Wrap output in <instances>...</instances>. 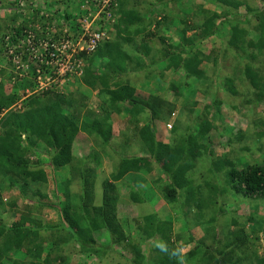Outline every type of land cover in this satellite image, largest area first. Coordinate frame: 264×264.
<instances>
[{"label":"trees","instance_id":"trees-1","mask_svg":"<svg viewBox=\"0 0 264 264\" xmlns=\"http://www.w3.org/2000/svg\"><path fill=\"white\" fill-rule=\"evenodd\" d=\"M133 1L112 0L109 3L105 11L113 13L114 17L111 19H114V23L111 26L115 30L114 38L99 43L96 51L91 54L83 53L86 67L81 84L94 90L98 89L100 98L107 97V100L101 104L102 118L92 114L80 118V113L75 109L84 108L86 105L78 107L73 101L72 92L61 95L55 91L33 94L23 101L22 109L9 110L20 99V95L17 91L7 92L15 85L5 84L3 77L6 76L7 70L0 69V264H54L61 260L65 262V257L61 256L60 252L65 249L69 239L75 240L81 252L86 254L95 251L99 256H103L105 252L114 251L122 258L123 249H129L133 257L136 256L133 258V264L149 262L150 264H242L244 261L238 255L242 247L247 244L249 236L245 228L238 225L234 219H231V223L241 227H237L233 232L237 241L232 240V237H225L224 246L216 249L206 246L203 240H200L197 243L199 247L194 248L196 250L189 252L186 258H181L182 248L172 247L171 243L173 223L176 221L171 210L177 211L178 216L183 217L184 214L186 218L191 217L188 218V225H185L184 229L188 230L191 223L195 226L216 224L220 218L218 214L221 213L222 216L225 214L224 204L219 203V197L223 198L227 191H231L235 197L241 195L245 199L264 200V163L260 161H254V164L246 163L244 168L238 170L233 160L221 158L210 163L209 178L199 183L188 174L196 168L197 160L202 154H205L204 150L207 148L202 140L207 137L215 124L207 119V115L204 122L198 123L195 128L185 124L187 132L178 144L174 145L173 142L166 140L169 137L168 132L173 135L178 131L180 121L175 122L176 111L179 100L183 98L182 89L186 79L196 82L209 79L201 69L205 60H209L210 56L215 54L218 57L221 55L228 57L227 51L235 53L242 60L248 58L257 61L264 57V8L252 7L245 0H200L199 8L204 13H206L205 3L222 9V13L208 12L198 27L200 33L192 37H188L191 27L187 25L186 20L180 21L181 25L184 22L181 41L175 45L169 44L170 37L161 35L158 38L165 47L157 52L150 45L155 37L150 29L152 25L143 24L144 20L138 10L137 2L134 1L131 5ZM164 2L165 0H154L152 7ZM27 7L33 15L34 12L36 15L37 11H41L33 4ZM242 7H245L247 12L244 16L238 13ZM2 8L0 6V9ZM4 8L15 9L16 6L9 5ZM69 15L76 16L68 13L64 19L69 21ZM109 21L108 19L105 22V26L111 24ZM29 23L27 19V26ZM225 24L230 27V35L226 43L221 42L224 48L222 47L221 51L213 49L206 56L200 50L201 44L212 37H220ZM156 27L161 28L159 22ZM250 27L256 32V38H250ZM2 29L5 27H0V33L3 32ZM138 37L141 39L135 40ZM214 61L220 62V58L215 60L214 57ZM180 69L185 73L183 80L171 82L165 78L162 82L165 87L159 88V92L166 89L170 91L173 101H170L172 97L165 99L166 94H160L157 90L151 92L148 88H145L146 92L139 94L138 88L129 76L133 72H141L145 79H151L157 74L162 75L172 70L177 72ZM244 70L251 85L250 97L254 98L251 101L257 104L264 103V66L254 68L248 64ZM233 81V78H228L225 84L232 94H238L237 89L232 85ZM21 85L24 86L23 83ZM213 101L217 102V97H213ZM248 102L251 104L250 101ZM196 105L189 103L187 107H183L182 114H186L187 120ZM210 107L211 105L205 106L207 110ZM114 114H124L127 117L124 124L135 129L142 146V155L120 158L111 178L106 177L101 180L102 198L101 203L97 204L96 185L100 179L97 166L102 155L109 153L107 148H110L114 138L112 123ZM172 117H174L172 119L174 125L169 122ZM159 123L165 124L167 131L165 135L157 130ZM167 125H171V128L169 129ZM243 133H237L236 138L239 143L247 140ZM79 134L94 137L96 141L98 138L102 145H96L98 141L94 140V144L85 145L81 157L76 156L74 145ZM257 136L263 138L264 129L258 132ZM243 149L249 150L247 147ZM44 157H47V160ZM45 165L51 168L53 174L63 167H69L72 176L71 179L61 183L53 179L55 188L52 194L57 199L56 205H59L57 208L60 215L59 224L53 226L44 223L38 214L32 212L34 208H42L45 204H49L44 200L52 198L49 189L50 179ZM155 167L160 168L169 181L165 185L155 182V185L159 187V194L165 203L170 205L171 210H162V215L154 211L141 219L119 218L118 213H121L125 203L121 194L124 182L134 175H138L140 180L144 181L143 172L151 173ZM224 169L229 181L227 180L226 183L228 188L223 190L218 188L219 182L212 181L210 176L218 179L220 171ZM6 180L8 184H5ZM76 181L81 186L78 193L72 191V184ZM131 185L133 186L129 192L130 202L135 205L146 204L148 198L141 193L142 189L137 192L133 189L135 184L131 183ZM7 187L17 188L21 197L27 203L34 205L25 206L26 212L11 211L9 215L12 213V220L9 223L4 218V215L10 211L7 206L12 205L13 209L17 204L4 200L2 189ZM154 189L156 188H151V191ZM230 204L229 207H233V202ZM192 208L195 209V215L190 211L193 210ZM205 211L212 218L208 219L210 220L208 222L201 223L200 219L205 216ZM249 221L253 223L250 226L251 232L254 234L261 232L263 222H259L260 219L251 216ZM131 222H136V227H133ZM225 227L226 224L223 230ZM101 231H107L113 240L110 239L108 244H101V248H98L96 243ZM59 234L61 236L57 237ZM186 237H190L189 232L188 236L186 232L177 236L178 240ZM151 239L163 243L154 249L157 254L154 259L148 257L147 253L144 254L142 248ZM119 247L121 250H116ZM13 250L28 257V260L13 258ZM259 264H264V259Z\"/></svg>","mask_w":264,"mask_h":264},{"label":"rangeland","instance_id":"rangeland-1","mask_svg":"<svg viewBox=\"0 0 264 264\" xmlns=\"http://www.w3.org/2000/svg\"><path fill=\"white\" fill-rule=\"evenodd\" d=\"M22 1L28 3L29 5L33 4L40 10H46L45 12H50L51 14L53 13L56 16L51 17V23H55L58 25H61V23L58 22V16H60V14L66 15L68 13H71L76 15L75 17L69 15L70 20L66 21L67 24H72L76 22L78 13L88 14L91 11L90 8L89 10L80 8L82 4L85 5L86 3H88L89 0H0V6H16ZM134 1L137 2L138 10L142 14L144 20L143 24L146 25L149 23L152 25L150 29L151 32L155 34V37L152 39L150 45L153 46V48L157 52L161 51L165 47L164 44H162L160 39L158 38L161 35L165 37H170L169 44L175 45L181 41V30L184 28V22L182 26L180 24V21L182 22L183 20H186L185 22L187 23V25L191 27V30H189L188 33V37H192L195 36V34L200 33L198 27L206 18L208 12L216 11L218 13H222V9H219L218 7L206 3L204 4V9H206V13H204L199 8V5L201 4L200 0H165L164 3L160 4L157 7H152L154 4V0ZM134 1L131 3V5L134 3ZM245 1L250 3L252 7L255 6L256 8H264V0H260L257 2L256 0ZM95 6H93L94 9H96ZM238 13L241 16L246 15V8H240ZM113 17L114 16H109V19ZM27 19L30 21L31 24L37 23L43 25L42 22H47L49 18L41 11H37L36 15L34 12L33 15V12L27 9L25 10V12L16 10H2L0 12V26L5 27V32L11 30V28H13V26H16L17 24H20V26H27ZM113 20L114 19H112L111 21L110 19L111 25L114 23ZM157 20H159L161 28H157V25H154ZM29 25L30 24H28V26ZM111 25H108L109 27L106 26L108 31H111L110 35H108L109 40L114 38L115 33V30ZM61 26L62 28L64 27V25ZM249 32H251L250 38H256V32H254L251 27ZM229 35L230 27L225 24L223 26V29L221 30L220 37H212L211 39L205 41L203 44H201L200 50L206 56H208L211 53L210 51L213 49L215 51H221L222 47L224 48L222 43H226ZM140 39L141 37L135 38V40ZM146 40H148V38H146ZM137 44L139 45L140 43ZM126 48L130 49L129 47ZM227 55L228 57H223V55H221V57H218V55L215 54L212 57L210 56L209 60H205L203 62L201 69L204 71V73L207 75V78L209 79H206L202 82H196L189 78L186 79L184 83V88L182 89L183 98L179 100L178 108L176 111L177 117L175 122L177 120L178 122L180 121L178 131L173 135H170L171 133L168 132L169 137H167L166 140L167 142H173L174 145L178 144V142H180L182 138H184L185 132H187V129L185 130V124L191 125L193 128H195L198 123L201 124L207 117L209 121H212L215 124V127L210 131L209 134L206 135L207 137H204L202 140L203 144H206L205 147L207 148L206 150H204L205 154H202V156L197 160L196 168L191 170L188 174V176H190L191 178H193V180L199 183H203V181L209 176L208 168L210 163H212V161H217L221 158H230L231 160H233L235 167L238 170L244 168V165L246 163L254 164V161H260L264 163V137L259 138L257 136V133L264 129V103L257 104L251 101L252 99L254 100V98L251 99L250 97L251 85L248 77L244 73V69L248 64L252 65L254 68H261V66H264V57L257 61H251L248 58L242 60L238 55L230 51H227ZM214 57L215 60L217 58H220V62H215ZM158 75L159 74H157L156 76L157 79L153 80L154 85L152 87L154 89H157L158 93L166 94L165 99H170L172 97L170 101H173L174 99L170 91L166 89V91L161 90V92H159V88L165 87L162 84L165 78L167 81L177 82L179 80H183L182 78H185V73L182 69H180L177 72H174L172 70L162 75ZM132 77L135 87H141L140 84L144 81L142 77ZM228 78L234 79L232 85L237 89L238 94H232L228 90V87L225 84ZM3 80L6 85H15L12 88H9V86L8 90L5 88L7 92L17 91L20 95V98L26 97L27 95L31 96L33 94H37L31 92L29 94L27 92L29 90L32 91L33 81L31 77H25L21 81H17V83L15 84L12 83V80L9 77L6 78L5 76L3 77ZM158 82H161V84H159ZM21 83H23L24 86H22ZM68 92H72L74 94L72 98H74L73 101H75L78 107H82L83 104L86 105L84 108L75 109L80 113V118L83 117V115L88 116L89 114H92L97 118H102L101 104L107 100V97L102 96V98H100L98 89L94 90L84 84H81L80 79L75 80L72 83L71 89L68 90ZM138 93L143 94L140 88L138 90ZM58 94L61 95V92H59ZM213 97H217L218 101H213ZM248 101H250L251 104ZM189 103L197 105L194 107L193 113L188 116L187 120L185 118L186 114H182V111L184 110L183 107ZM207 105H211L209 110L205 108V106ZM4 113L5 111L2 113V115ZM173 118L174 117H172L169 122L173 123L174 125V120L172 121ZM112 123L114 138L112 140V143L110 144V148H107L109 150V153L102 155L97 166L98 175L100 177L96 185L97 204L101 203L102 198L101 180H104L106 177L111 178V174L115 169L117 163L119 162L120 158L123 156L133 157L141 154L139 149V141L137 138L138 135L136 136V131L132 126L126 127V125L124 124L126 123L124 114H114L112 118ZM157 130L160 131L162 135H165L167 133L164 123H159L157 125ZM238 132H244L243 134L245 135V138H247L246 142L239 143L237 141L236 137ZM78 136L84 139L86 145L88 146H90V144H94L96 141L94 137L93 139L91 137H85V135L80 134ZM87 138H89L91 142ZM97 141L98 144L96 143V145L101 146L102 144L98 138ZM244 147L249 148V150L244 151ZM260 147H263V149H261ZM81 150L82 148H78L77 145V151L80 152ZM44 158L47 160V157ZM45 170L49 175V189L51 190L52 198L50 200H44V202L49 204H45L42 208H34L32 212H34V214H38V216L44 221V223L53 226L59 224L60 222V215L58 214L59 209L57 208L59 207V205H56L57 199L55 198L54 194H52L54 193L55 188L53 180L54 175L49 166H46ZM66 173H69V175H66ZM66 173L58 174L62 181H65V178H67L68 176V179H71L72 176L68 169ZM210 177L212 181L219 182L218 188H221L223 190L226 189V183L228 180L226 177V169L220 171L218 179H215L214 176ZM142 178H144V181H141L138 175H134V177H130L122 185L121 194L122 196H124L125 203L121 208V213H118L119 218L123 219L125 217L128 219H141L144 215L152 213L154 211H158V213L162 215V210H171L170 205L165 203V200H163L162 196L159 194V187L157 188L155 185V182L159 185H165L169 183L166 175L162 172V170L158 167H155V169L151 173L143 172ZM159 181H161V183H159ZM131 183L135 184V187L133 189H135L137 192H139V189H142L141 193H143L144 196L148 198V202L146 204L137 203V205H135L130 202L129 192L131 190V186H133L131 185ZM5 184H8L7 180ZM151 188L156 189H154L155 191H151ZM2 190L4 200L17 204L13 209L12 205L7 206L10 211L4 215V218H6V221H8V223L10 222V220H12L11 214L15 212L13 210H23V212H26V210L24 209L25 206H34L31 205L32 203H27L21 197V194L19 193L17 188L9 189L7 187L6 189L3 188ZM80 190L81 186L79 182H73L72 191L78 193ZM222 197L223 198H221V196L219 197V203L224 204L225 214H223L222 216V214L219 213L218 216L220 218L216 221V224H210L211 226H195L191 223L190 228H188L189 231L184 230L185 225H188V218L191 217L186 218L184 214L183 217L178 216L177 211L175 212L171 210L172 215L176 220L173 223L174 226L171 233V243L173 244L172 247L175 246L182 248L181 258H186L189 255V252L196 250L199 247L197 243L200 240H203L206 246H211V248L217 249V247L219 246H221L222 248L226 242L225 237H232V240H236V237L233 235V232H235L237 227H239L238 225H242L241 227L245 228L249 238L247 239V244L242 247V251H240L238 256L243 258L242 260L244 261L242 262V264H259V262L264 259V231H262L264 229V200H252L250 198L245 199L241 195L235 197L231 193V191L225 192V195ZM231 202H233V207H229L231 206ZM62 204H64L63 201ZM11 211L12 213L9 215ZM190 211L192 214L195 213V209ZM213 216H215L214 213ZM251 216H254L256 219H260L259 222H263V225H261L263 229L260 230L261 232H259L258 234H254V232H251L250 226L253 225V223L249 221ZM211 218L209 217L208 212L205 211V216H203V218L200 220H202L201 223L208 222L211 220ZM231 219L236 220V222H238V225L231 223ZM131 223H133V227H136V222ZM225 224L226 227L223 230ZM229 231L231 232L227 233ZM184 232H186L187 236L189 232L190 237L178 240L177 236L181 234L184 235ZM134 235H136V232ZM59 236L61 235L59 234L57 237ZM191 238L192 240H190ZM110 239L111 241L113 240L112 237L110 238V235L107 233V231H101L96 243L97 247L101 248V244H108L110 242ZM161 244L163 243H160L156 239H151L147 241L142 246L144 254L147 253L148 257H150L151 259L156 258L157 254L154 252V249L157 246H160ZM120 247L116 248V250H121ZM123 251L124 257L122 258L119 257L114 251L105 252L103 256H99V254L95 251H89V253L86 254L81 252V248L78 246L75 240L69 239L68 244H66L65 246V249L60 252V255L64 256L66 261L64 262L61 260V262L57 261L54 262V264H133V258H135L136 256L133 257L129 249H123ZM213 251L215 250L213 249ZM203 252L206 253V251L204 250ZM12 253L13 258H16L17 260H28V257L17 253L14 250ZM147 264H150V262Z\"/></svg>","mask_w":264,"mask_h":264},{"label":"built area","instance_id":"built-area-1","mask_svg":"<svg viewBox=\"0 0 264 264\" xmlns=\"http://www.w3.org/2000/svg\"><path fill=\"white\" fill-rule=\"evenodd\" d=\"M110 2L112 0H89L82 4L81 9L90 8L91 11L88 14L78 13L76 22L72 24H67L65 14H60L62 17L58 16V22L64 25L63 28L51 23L50 19L55 15L41 10L49 18L47 22H42L43 25L29 23L24 27L17 24L11 30L1 32L0 69L7 68L13 84L31 77L32 91L26 90L29 94L45 91L67 93L72 83L85 74L83 53L95 52L99 43L109 37L101 22L112 15L105 11ZM28 5L22 1L15 9L9 10L25 12ZM22 105L23 101L17 106L21 109ZM168 127L171 128V125Z\"/></svg>","mask_w":264,"mask_h":264},{"label":"crops","instance_id":"crops-1","mask_svg":"<svg viewBox=\"0 0 264 264\" xmlns=\"http://www.w3.org/2000/svg\"><path fill=\"white\" fill-rule=\"evenodd\" d=\"M153 53H155L154 52V50H153ZM144 73V72H143ZM131 78H133L132 76H136V77H139V76H141L142 77V79L144 80L145 78H144V74H142L141 72H133V74L132 75H129ZM157 78H156V76H152L151 77V79H145L141 84H140V86L141 87H138L137 86V88H138V90H139V88L141 89V92L143 93V92H146V90H145V88H148L149 90H151V92H154L153 90H157V89H154L152 86L154 85L153 84V80H156ZM133 81V80H132ZM131 81V82H132ZM133 83V82H132ZM134 84V83H133ZM124 117H125V119L127 118L125 115H124ZM112 118H113V116H112ZM85 135V137H87V135L86 134H84ZM89 141H90V139L89 138H87ZM139 141V140H138ZM91 142V141H90ZM77 145H78V148H82V150L80 151V152H78L77 151ZM85 145H86V143H85V141H84V139H82L81 137H79L78 139H77V141L75 142V145H74V154L76 155V156H82L83 155V148L85 147ZM91 145V144H90ZM88 146V145H87ZM141 148H142V146H141V143L139 142V149H140V152H141V154L140 155H142V150H141ZM79 153V154H78ZM65 168H67L69 171H70V169H69V167H63V168H61V170H59L58 172H56V173H54L53 175H54V178H56L57 179V181L58 182H62V180H61V178L59 177V173L60 174H64V173H66L67 172V169H65ZM66 171V172H65ZM66 175H69V173L67 174L66 173ZM65 175V176H66ZM69 177V176H68ZM68 177L67 178H65V181L68 179Z\"/></svg>","mask_w":264,"mask_h":264},{"label":"clouds","instance_id":"clouds-1","mask_svg":"<svg viewBox=\"0 0 264 264\" xmlns=\"http://www.w3.org/2000/svg\"><path fill=\"white\" fill-rule=\"evenodd\" d=\"M12 8V7H11ZM2 10H9V9H5L4 7L2 8V9H0V12L2 11ZM112 16V15H111ZM161 19V18H160ZM159 19V20H160ZM159 20H157L156 21V23H154V25H157V23L159 22ZM107 21V20H106ZM105 21V22H106ZM111 21H112V19H111ZM114 21V20H113ZM105 22H101V26H103L104 27V29H106V32H107V34L108 35H110V33H111V31L109 30L108 31V29L106 28V26H105ZM109 25H111V24H109ZM0 27H2V26H0ZM3 30V32L5 31V29H2ZM4 70V69H3ZM6 70H7V68H6ZM6 77H9L10 78V75H9V73H8V70H7V73H6ZM68 93V92H67ZM67 93H64V94H67ZM29 97V96H28ZM28 97H26V99L28 98ZM23 99V97L22 98H20L11 108H9V110L10 109H16V110H19L20 108L17 106L21 101H24V100H22ZM22 108H23V105H22ZM21 108V109H22ZM5 112H6V110H5ZM167 127H168V125H167ZM169 128V127H168ZM170 129V128H169Z\"/></svg>","mask_w":264,"mask_h":264}]
</instances>
